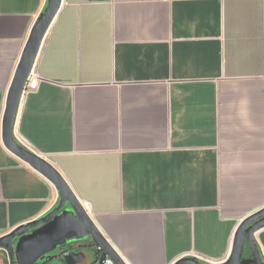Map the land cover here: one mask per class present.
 <instances>
[{
	"label": "crops",
	"instance_id": "crops-1",
	"mask_svg": "<svg viewBox=\"0 0 264 264\" xmlns=\"http://www.w3.org/2000/svg\"><path fill=\"white\" fill-rule=\"evenodd\" d=\"M65 1L16 139L54 161L127 264H221L264 207V0ZM48 2L0 0V236L60 201L2 136ZM255 240L264 258V227Z\"/></svg>",
	"mask_w": 264,
	"mask_h": 264
},
{
	"label": "water",
	"instance_id": "water-1",
	"mask_svg": "<svg viewBox=\"0 0 264 264\" xmlns=\"http://www.w3.org/2000/svg\"><path fill=\"white\" fill-rule=\"evenodd\" d=\"M61 4L62 0H49L31 30L8 92L2 128L5 146L49 179L55 185L60 201L46 215L19 225L0 236V249L7 253L10 264H34L40 257L71 239L89 237L91 243L83 247H88L89 252L94 251L95 255L98 254L92 264H102L107 257L114 259L116 264H127L97 226L54 162L27 148L15 137V120L24 88L36 65L45 38L61 9ZM263 227L264 207L241 223L235 235L233 251L221 264H264L263 255L255 240V234ZM66 260L69 264H82L78 252H69ZM175 264L209 263L194 256H186Z\"/></svg>",
	"mask_w": 264,
	"mask_h": 264
},
{
	"label": "flooded vegetation",
	"instance_id": "flooded-vegetation-1",
	"mask_svg": "<svg viewBox=\"0 0 264 264\" xmlns=\"http://www.w3.org/2000/svg\"><path fill=\"white\" fill-rule=\"evenodd\" d=\"M90 243L91 240L89 237L71 239L66 244L59 245L52 252L40 257L34 264H51L55 260L69 264L66 260V255L69 252H78L81 255L82 264H85L86 261H94L98 254L95 255V253L93 254L92 252H89L90 250L88 247H83L84 245H88Z\"/></svg>",
	"mask_w": 264,
	"mask_h": 264
},
{
	"label": "built area",
	"instance_id": "built-area-1",
	"mask_svg": "<svg viewBox=\"0 0 264 264\" xmlns=\"http://www.w3.org/2000/svg\"><path fill=\"white\" fill-rule=\"evenodd\" d=\"M67 4H68V1L62 0L61 9H62V7L64 5H67ZM39 81H40V75L38 74V72L35 71V69H33L31 71V74H30L29 78H28L27 84H26V86L24 88L22 98L27 93H29L30 91L36 90L38 88ZM18 141L21 144L25 145V140L24 139L18 138ZM27 148H29V147H27ZM29 149H31V148H29ZM31 150H34V149H31ZM102 264H116V262L111 257H107Z\"/></svg>",
	"mask_w": 264,
	"mask_h": 264
},
{
	"label": "rangeland",
	"instance_id": "rangeland-1",
	"mask_svg": "<svg viewBox=\"0 0 264 264\" xmlns=\"http://www.w3.org/2000/svg\"><path fill=\"white\" fill-rule=\"evenodd\" d=\"M47 158L50 159V160H52L49 156H47ZM91 252L94 254V251H91ZM92 263H93V261H91V260L85 262V264H92ZM0 264H10L9 263V260H8V255H7V253L3 249H0ZM51 264H65V262H60L58 260H55Z\"/></svg>",
	"mask_w": 264,
	"mask_h": 264
}]
</instances>
